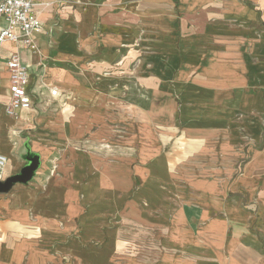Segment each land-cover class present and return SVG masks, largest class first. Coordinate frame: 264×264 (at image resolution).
I'll return each mask as SVG.
<instances>
[{"label":"rangeland","instance_id":"obj_1","mask_svg":"<svg viewBox=\"0 0 264 264\" xmlns=\"http://www.w3.org/2000/svg\"><path fill=\"white\" fill-rule=\"evenodd\" d=\"M190 2L196 3L55 0L46 51L54 59V77L70 97L74 115L64 125L50 122L58 111L49 109V117L37 120L18 121L8 115V132L19 130L21 137L36 142L34 150L41 157V168L30 181L0 193L9 197L18 192L23 198L18 205L24 209L16 210L15 218L0 214V232L3 223L18 230L11 233V248L34 235L19 225L23 218L32 230L39 224L88 226L95 246L105 242L100 232L104 228L108 239L120 235L130 241L136 224L132 209L146 205L132 200L139 186L132 173L137 164L151 166L166 183L165 192L181 195L182 202L196 207L201 203L184 180L216 177L217 194L245 214L246 233L251 235L247 243L264 255V104H243L239 92L228 103L224 93L228 43L237 51L230 61H245L249 94L259 87L264 78V22L217 24L210 4L198 2L202 7L191 8ZM180 82L185 87L196 84L198 103H179L172 88ZM217 99L226 103H212ZM184 116L196 120L214 139L199 142L182 135ZM84 158L98 166L92 176L107 170L109 183L118 180V187L109 189H121L122 201L114 193L106 203L84 199L82 180H74L79 174L69 165ZM21 160L25 161L20 156L7 169L19 171ZM22 186L26 190L16 189ZM70 207L73 213L68 214ZM127 244L125 261L132 257Z\"/></svg>","mask_w":264,"mask_h":264},{"label":"crops","instance_id":"obj_2","mask_svg":"<svg viewBox=\"0 0 264 264\" xmlns=\"http://www.w3.org/2000/svg\"><path fill=\"white\" fill-rule=\"evenodd\" d=\"M37 1L51 2L48 6L39 5V18L42 22V28L36 36V42L41 54L32 53L16 42L5 41L0 44V153L7 157L4 176L18 172V169L8 170L7 165L10 164V167L16 159H20V156L24 159L23 156L27 148L31 152L37 153L34 150L36 142L31 143L26 137H21L19 130L10 129L8 132L10 117L4 110V104L9 96V71L5 62L10 54L17 53L20 61L27 66L29 72L28 89L31 92V107L19 112L16 116L18 121L49 117L46 113V110L49 109V112L58 111L56 112L58 116L50 122L56 125H60V123L64 125L74 115V105L71 104L70 97L64 94L54 77L55 73L50 63L54 59L46 51V40L50 36L48 33L49 20L54 15L55 0ZM192 1L203 2L204 6L210 4L211 8L217 12L215 17L217 24L225 20L229 24L264 22V0ZM196 3H191L193 5L191 8L202 7ZM4 24V20L0 18V26ZM228 36L230 41V35ZM235 39L240 40L237 36ZM227 52L229 61L226 64L227 77L225 78L226 89L224 93H226L228 103H233L236 93L239 92L237 97L242 100L241 103L263 105L264 78L260 79L259 87H256L249 94V87L247 88L249 83H247L245 76V61L243 59H239L241 62L230 61L237 53L234 44L228 43ZM215 77L213 76V78ZM48 85H55L58 88L59 95L57 97L53 98L49 95ZM188 85L185 87L184 83L180 82L179 86H173L172 89L177 95L175 98L181 104L198 103L200 95H195L194 91L199 88L195 83L191 84L190 82ZM212 103L226 102L217 99L216 102L213 101ZM186 119L185 116L181 118L182 123L185 124L182 135L190 136L192 141L199 142L204 139H214L212 134L202 128L196 120L190 118L189 121ZM85 158L69 164L79 174L77 178L74 177V180H82L79 183L83 184L84 199L106 203L109 196L114 193L116 200L122 201L124 198L121 189L118 191L116 188L114 192L109 189V185L112 186L113 184L118 187V180L109 183L107 170H100L99 174L92 176L91 170L97 169L98 166ZM25 163L26 161L22 162L21 160L19 168ZM39 167L41 168V165ZM132 173L139 182L138 191L133 194L132 200L134 202L143 201L146 205L132 209V220L136 224L132 227V239L130 241L123 239V236L120 235H117L114 240H110L107 238L108 229L104 228L100 232L104 234L105 242L100 246H95L90 243L92 230L88 226H74L70 223H64L60 226L53 223L51 225L39 224L34 226L32 230L31 225H27L26 219L23 218L19 225H22L23 229L26 228L24 231H33L34 235L21 239L19 244L14 243V247L11 248L10 245L13 244L10 241L15 238L11 236V233L18 230L7 223H3L0 232V264H264V255L261 251L247 243L251 235L246 233L245 214L240 210L230 208L229 205H233V203L224 200L217 194L219 180L216 177L204 176L193 180H189V177L188 180H184L186 184L190 185L189 189L201 203L196 207L191 203L182 202L181 195L178 196L177 194L175 198L173 193L165 192V185L162 184L166 183L163 178L154 174L151 166L135 164ZM92 186L95 188L93 189ZM16 189H20V192L26 190L25 186ZM92 189L94 190L93 193ZM150 189L154 191L148 192ZM220 192L223 193L222 190ZM21 196L20 193L14 192L9 197H0V214L15 218L16 210L24 209L18 205V202L23 200ZM172 199H176L178 203H171ZM163 201H168L170 205L155 204V202L160 204ZM71 213L73 211L70 207L68 214ZM24 216L25 214H23ZM239 216L244 218L238 219ZM24 231L19 232L23 233ZM128 242L130 245L127 244L129 246L126 248L130 249L131 247L132 257L125 261L123 246ZM114 249L116 255L112 257L110 253Z\"/></svg>","mask_w":264,"mask_h":264},{"label":"built area","instance_id":"obj_3","mask_svg":"<svg viewBox=\"0 0 264 264\" xmlns=\"http://www.w3.org/2000/svg\"><path fill=\"white\" fill-rule=\"evenodd\" d=\"M49 1L37 0H0V18L5 22L0 26V44L5 41L16 42L32 53L41 54L36 42V36L41 31L42 22L39 18V5L48 6ZM8 71V100L4 104L7 115L16 117L19 112L31 107V92L28 89L29 72L17 53H12L5 62ZM51 97H57L59 90L54 85H48ZM7 157L0 153V180L4 176Z\"/></svg>","mask_w":264,"mask_h":264},{"label":"water","instance_id":"obj_4","mask_svg":"<svg viewBox=\"0 0 264 264\" xmlns=\"http://www.w3.org/2000/svg\"><path fill=\"white\" fill-rule=\"evenodd\" d=\"M26 163L18 172L5 176L0 180V193H7L13 185L25 184L32 179L40 165V157L37 153L31 152L28 148L24 154Z\"/></svg>","mask_w":264,"mask_h":264}]
</instances>
